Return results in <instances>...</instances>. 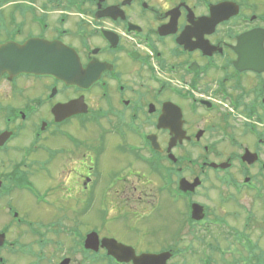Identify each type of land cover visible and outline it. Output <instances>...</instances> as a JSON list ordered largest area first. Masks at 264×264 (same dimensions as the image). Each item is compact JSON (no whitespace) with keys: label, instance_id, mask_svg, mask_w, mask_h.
<instances>
[{"label":"flooded vegetation","instance_id":"flooded-vegetation-1","mask_svg":"<svg viewBox=\"0 0 264 264\" xmlns=\"http://www.w3.org/2000/svg\"><path fill=\"white\" fill-rule=\"evenodd\" d=\"M261 30L256 0H0V264H133L93 232L138 264H264ZM23 53L86 82L7 72Z\"/></svg>","mask_w":264,"mask_h":264},{"label":"water","instance_id":"water-1","mask_svg":"<svg viewBox=\"0 0 264 264\" xmlns=\"http://www.w3.org/2000/svg\"><path fill=\"white\" fill-rule=\"evenodd\" d=\"M230 7H231V3L223 2L221 4L214 6L212 9L217 11L219 9H228ZM263 37H264V34H263ZM67 53L68 52L65 50L66 55ZM33 58L34 57L30 56L27 53L17 55L15 57L16 60L13 63L8 64L5 70L11 74H17L20 72H31V71L36 72V73L44 72V73H49V74H55L61 77L68 84L76 83L77 81H82V82L85 81L82 75L79 78L73 75L72 73L73 65L72 64L63 63V62H54L51 57V54H49L48 57L45 55L44 62L40 64L30 62V59H33ZM72 108H73V104H68V105H63L62 107H60V110L66 111L65 113H68L70 111H73ZM184 184H187V183H184ZM196 184L197 183H194L193 185H188V184L187 185L190 187H193ZM180 188L183 190H187L189 187L182 186V183H180ZM92 236H93V239L92 238L89 239L90 237L89 236L88 239L86 240V243H85L86 247H89L91 245H93V247H98V244H99L98 236L96 234H93ZM111 242H113L117 246H121L120 244H117L116 242L109 240V239H102L101 245L108 247ZM167 256H168L167 253H162L160 255H154V256H140V264H147L146 260L148 259L154 260L156 263L157 262L159 263L160 260L165 262V260L167 259ZM129 259H133V264H138V257H136L134 253H132Z\"/></svg>","mask_w":264,"mask_h":264},{"label":"rangeland","instance_id":"rangeland-1","mask_svg":"<svg viewBox=\"0 0 264 264\" xmlns=\"http://www.w3.org/2000/svg\"><path fill=\"white\" fill-rule=\"evenodd\" d=\"M256 1L258 2L259 7L261 9H264V0H256ZM151 205L152 203L150 205L148 204H145L144 206L141 205L140 210H142V212L140 213L143 216L148 215L146 219L155 220L157 218L158 211L152 210ZM160 217H162V219L167 218V214H165L164 212H161ZM98 219L99 221L97 220V229L100 230V234H105V225H106L105 213L102 212L100 216L98 215Z\"/></svg>","mask_w":264,"mask_h":264}]
</instances>
